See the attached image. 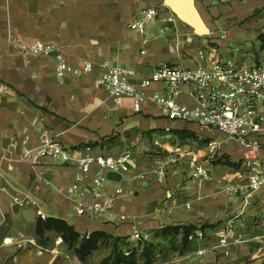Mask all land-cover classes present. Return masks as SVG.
Here are the masks:
<instances>
[{
    "label": "crops",
    "instance_id": "1",
    "mask_svg": "<svg viewBox=\"0 0 264 264\" xmlns=\"http://www.w3.org/2000/svg\"><path fill=\"white\" fill-rule=\"evenodd\" d=\"M193 3L209 31L206 34H197L177 16L175 24L159 21L144 32L129 28L141 10L151 6H161L162 17L173 14L164 0H0V174L7 186L0 193V264H85L54 231L47 232L45 245L38 242V211L45 218L67 221L82 234L102 230L128 237L131 245L138 241L132 238L138 230L157 244L150 264H264V190L249 198L243 191H226L228 185L238 188L247 182L246 149L215 129L169 120L150 101L135 112L129 98L112 97L95 83L105 65L133 69L135 81L161 62L195 67L196 47L200 46L243 65L264 62L260 38L264 0ZM223 32L226 38L221 39ZM244 32L251 44L236 51L232 41ZM38 40L54 44L72 67L80 69L85 61L91 62L92 71L68 72L60 81L53 61L17 49L19 42ZM163 89L154 84L150 92ZM181 100L188 102L185 95ZM44 129L68 147L89 144L96 153L116 155L129 149L135 154L136 161L125 178L108 174L110 186L124 187L118 211L131 215L132 220L114 224L75 214L63 196L64 187L73 180L74 167H33L12 146L13 138L23 131L35 141ZM213 139L220 142L222 156L212 160V178L197 184L190 178L192 159H204ZM257 140L256 153L264 156V134ZM161 158L167 160L162 183L152 173ZM42 168L48 187L36 180L35 173ZM138 174L145 177L133 178ZM186 202L191 203L190 209L182 207ZM166 206L173 210L161 211ZM27 209L30 217L25 215ZM178 225L195 226L204 238L190 240L181 251L180 234L174 238L154 235L160 228ZM222 238L226 243L220 242ZM200 250L204 252L198 254ZM109 253L104 248L98 259L92 260V254L89 262L100 264Z\"/></svg>",
    "mask_w": 264,
    "mask_h": 264
},
{
    "label": "built area",
    "instance_id": "2",
    "mask_svg": "<svg viewBox=\"0 0 264 264\" xmlns=\"http://www.w3.org/2000/svg\"><path fill=\"white\" fill-rule=\"evenodd\" d=\"M162 12L161 6L145 8L128 26L131 30L144 32L159 21L166 24L177 22L174 14L162 17ZM219 37L226 38V33L223 32ZM17 49L22 53L53 61L55 75L60 81L65 79L68 72L80 74L91 72L93 68L89 61H85L80 69L72 67L58 48L49 42H19ZM213 51L210 48L200 50L195 67L161 62L138 81L133 80L136 72L129 67L105 65L103 72L96 76L95 83L112 97L129 98L135 112H140L144 103L150 101L169 120L192 122L200 129H215L236 140L246 149L243 164L247 171V182L238 188L228 185L226 191L228 194L243 191L246 198H249L252 193L264 190V156L256 153L260 148L257 136L264 134V62L247 66L232 58H220L212 54ZM154 84L163 85V91L150 92ZM183 95L188 102L181 100ZM220 145L218 140H210L208 155L202 160L192 159L191 180L200 184L212 178V160L222 156ZM12 146L20 149L22 159L33 167L50 164L74 167L73 180L64 187L63 196L71 203L77 216L114 224L133 219L131 215L118 211L125 194L124 187L121 184L110 186L108 177L112 173L125 178L130 173L136 161L131 150L126 149L114 155L96 153L91 145L72 148L64 145L47 129L35 141L28 132L23 131L13 138ZM166 164L167 160L161 158L152 170L161 183L166 177ZM45 175L44 168L35 173L38 184L48 187L50 182ZM144 177L145 174H138L133 178ZM5 191L7 186L0 174V193ZM182 207L190 209L191 203L186 202ZM172 210V207L166 206L161 211L170 213ZM38 213L45 218L41 211ZM132 238L147 239L138 230L133 232ZM203 238L201 230H195L188 236L189 241ZM220 242L224 244L226 239L222 238ZM203 252L200 250L198 254Z\"/></svg>",
    "mask_w": 264,
    "mask_h": 264
},
{
    "label": "trees",
    "instance_id": "3",
    "mask_svg": "<svg viewBox=\"0 0 264 264\" xmlns=\"http://www.w3.org/2000/svg\"><path fill=\"white\" fill-rule=\"evenodd\" d=\"M260 38L264 43V34ZM225 162L231 166H236L235 163L228 160ZM196 229L195 226L187 225L166 226L156 230L154 235L165 238L172 236L174 238L175 235L180 234V250L182 251L188 246V236ZM48 231H54L60 235L68 249L73 250L76 256L85 264L94 251L103 247L109 248L110 253L101 260L100 264H137L140 260H143L145 264H150L154 259V252L157 248V244L148 240H138L136 244L131 245L128 237L114 236L102 230L82 234L63 219L38 217L35 232L41 245L48 242Z\"/></svg>",
    "mask_w": 264,
    "mask_h": 264
},
{
    "label": "water",
    "instance_id": "4",
    "mask_svg": "<svg viewBox=\"0 0 264 264\" xmlns=\"http://www.w3.org/2000/svg\"><path fill=\"white\" fill-rule=\"evenodd\" d=\"M164 5L180 20L190 25L197 34L209 32L193 0H164Z\"/></svg>",
    "mask_w": 264,
    "mask_h": 264
},
{
    "label": "rangeland",
    "instance_id": "5",
    "mask_svg": "<svg viewBox=\"0 0 264 264\" xmlns=\"http://www.w3.org/2000/svg\"><path fill=\"white\" fill-rule=\"evenodd\" d=\"M263 8H264V7H262V9H263ZM262 9H261V10H257L256 12L260 13V12H262ZM245 34H246V32H244L243 35H242L241 37H239V38H237L236 40H233V41H232V43L234 44V48L236 49V51H241V50L244 51V49H245L247 46H250L251 41L248 40L247 38H245ZM253 48H254V50H255V47H253ZM200 50H204V48L201 47V46H200V47H196V53H197L196 55H197V58H198V52H199ZM27 211H28V212H26L25 215L28 216V217H30V215H31V210L29 211V209H27ZM20 217H21V215H20ZM52 233H54V232H52ZM104 248H105V247L100 248V249H98L96 252L92 253L93 255H92L91 259H92V260H96V259H98V257L104 253ZM86 264H92V263H90L89 260H88Z\"/></svg>",
    "mask_w": 264,
    "mask_h": 264
}]
</instances>
